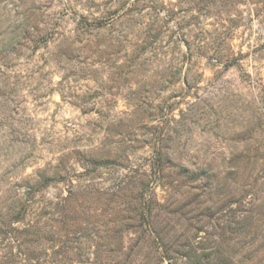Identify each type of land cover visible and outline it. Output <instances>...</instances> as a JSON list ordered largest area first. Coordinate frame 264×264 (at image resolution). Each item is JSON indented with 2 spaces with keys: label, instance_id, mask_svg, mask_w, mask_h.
I'll return each instance as SVG.
<instances>
[{
  "label": "rangeland",
  "instance_id": "374dc122",
  "mask_svg": "<svg viewBox=\"0 0 264 264\" xmlns=\"http://www.w3.org/2000/svg\"><path fill=\"white\" fill-rule=\"evenodd\" d=\"M0 264H264V0H0Z\"/></svg>",
  "mask_w": 264,
  "mask_h": 264
}]
</instances>
